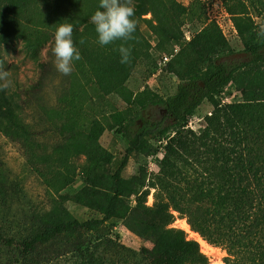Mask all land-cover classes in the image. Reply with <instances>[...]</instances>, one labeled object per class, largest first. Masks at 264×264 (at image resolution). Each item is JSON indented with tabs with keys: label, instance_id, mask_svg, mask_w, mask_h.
<instances>
[{
	"label": "trees",
	"instance_id": "1",
	"mask_svg": "<svg viewBox=\"0 0 264 264\" xmlns=\"http://www.w3.org/2000/svg\"><path fill=\"white\" fill-rule=\"evenodd\" d=\"M143 1L139 15L157 11L153 0ZM147 2L151 10L145 9ZM98 8L99 0H0V47L22 40L29 51L37 53L53 43L56 23H71L77 48L87 47L92 40L96 42L90 16ZM42 11L58 15L53 19L56 21L48 20L46 26L35 27L33 20ZM39 65V78L28 87L12 88L0 82V137L28 152L32 160L37 151H61L53 161L61 165L55 178L65 187L75 181L70 158L85 155L87 162L82 170L87 186L74 196V201L100 212L103 218L81 222L62 203L48 211L30 194L25 178L0 159V248L17 258L0 264H208L197 242L188 240L180 230L168 229L174 218L172 207L187 215L193 230L215 244H227L231 255L238 257L233 264H264V99L218 108L206 119L203 138L195 136L194 147L184 143L185 153L179 150L185 128L202 104H217L216 97L238 74L264 65V43L253 41L242 51L218 55L205 68L189 70L174 95L150 98L146 106H161L172 123L155 118L137 125L136 117L130 119L125 132L129 146L118 168L98 179L105 187L99 199L87 192L90 187L99 189L95 172L112 165L114 156L100 144L102 130L91 131L84 140L61 143L62 129L53 118L48 115L52 128L43 119L36 122L32 102L41 101L52 77L53 62L40 61ZM134 125L136 130L128 134ZM49 133L59 139L54 145L43 141ZM151 140H168L174 163H182L184 154L189 157L192 153L200 171H192L193 178L184 174V188L175 186V192L171 188L169 201L153 208L145 205L138 176L123 175L131 157L142 153ZM200 151L215 157V162L208 164L213 166L210 170L206 169L209 159ZM49 163V157L44 159V167ZM33 165L42 178L54 169L40 168L41 163ZM134 196L135 204H131ZM116 220L123 221L139 238L150 241L152 249L143 248L138 259L128 248L111 240L104 242L103 226ZM23 225L24 229L19 230Z\"/></svg>",
	"mask_w": 264,
	"mask_h": 264
},
{
	"label": "rangeland",
	"instance_id": "2",
	"mask_svg": "<svg viewBox=\"0 0 264 264\" xmlns=\"http://www.w3.org/2000/svg\"><path fill=\"white\" fill-rule=\"evenodd\" d=\"M131 3L135 8L137 25L132 38L106 46H100L94 40L87 47L81 45L78 49L81 58L74 62L73 71L69 75L55 69L53 43L37 53L29 51L22 40L0 47V82L12 88L17 85L28 87L36 82L41 69L39 62L52 60V77L48 80L41 101H33L31 110H34L32 113L37 117L38 124L43 119L52 128L54 124L48 115L53 118V122L58 123L62 129L61 143L84 140L91 131L102 130L100 144L113 154L114 163L95 172V184L99 189L90 187L87 193L96 199L100 198V191L105 188L101 186L103 180L98 179L112 174L118 168L129 146L125 132L130 119L136 117L137 125L142 124L143 120L155 118L172 123L171 119L166 118L167 114L161 106H146L150 98L156 96L166 99L174 95L189 70L205 68L218 55L242 51L253 41L264 43V0H153L157 11L143 16L139 13L145 1L131 0ZM150 6L147 2L145 9H150ZM57 16L42 11L40 17L33 20L36 22L34 26H46L45 22ZM121 43L131 50L127 63L120 62L118 48ZM249 99H264V65L238 74L216 97L218 107L217 104L205 101L190 118L186 131H183L187 136L184 135L179 150L185 153L184 143L194 147L197 142L195 136L203 138L206 119L214 115L218 108L244 104ZM136 128L135 125L131 126L128 134ZM251 136L255 138V135ZM43 141L54 145L59 139L55 133H49ZM168 143V140L149 141L142 153L131 157L123 173L125 178L138 176L139 187L146 199L145 205L149 208L168 202L172 189L174 192L176 190L175 186L184 188L181 181L186 180L184 174L193 178L192 171L200 172L192 153L189 157L184 154L182 163H174L173 151L170 152ZM45 153L50 152H35V159L32 160L28 152H23L19 146L11 145L0 137V159L25 178L30 194L48 211L62 203L69 214L81 222L102 219L100 212L74 201V196L87 186L86 175L82 170L87 162L86 156L70 158L69 166L76 172L75 181L65 187L61 180L55 178L59 169L57 167L61 165L53 161L62 152L53 149L51 156H44ZM200 153L209 159L206 169L213 168L208 164L210 161L214 163L215 157ZM47 157L50 163L44 167V159ZM33 162L41 163L40 168L54 169L47 173L46 178H42L34 171ZM218 173L215 171L216 175ZM135 199V196L132 197L130 203L135 204ZM171 213L174 218L168 229L180 230L188 240L197 242L208 264H233L238 260L233 253L234 256L231 255L227 244H215L193 230L186 214L173 207ZM185 223L189 225V230L183 227ZM24 227L21 226L19 230ZM101 239L128 248L138 259L143 248L153 247L150 241L139 238L127 229L123 221L118 220L103 226ZM202 241L213 249L202 246ZM15 259L12 252L0 248V263Z\"/></svg>",
	"mask_w": 264,
	"mask_h": 264
},
{
	"label": "clouds",
	"instance_id": "3",
	"mask_svg": "<svg viewBox=\"0 0 264 264\" xmlns=\"http://www.w3.org/2000/svg\"><path fill=\"white\" fill-rule=\"evenodd\" d=\"M90 22L94 25L96 43L100 46L131 39L137 27L131 0H99V8L90 16ZM118 51L120 62L127 63L131 55L130 48L121 43ZM52 53L55 69L69 75L73 71L74 61L81 58L73 39L71 23H56Z\"/></svg>",
	"mask_w": 264,
	"mask_h": 264
},
{
	"label": "bare ground",
	"instance_id": "4",
	"mask_svg": "<svg viewBox=\"0 0 264 264\" xmlns=\"http://www.w3.org/2000/svg\"><path fill=\"white\" fill-rule=\"evenodd\" d=\"M183 227H184L185 229L189 230V225H188L187 223H185ZM193 234H195V233H193ZM201 244H202V246L207 247L208 249H213V248H211L208 244H206V243L203 242V241H202Z\"/></svg>",
	"mask_w": 264,
	"mask_h": 264
},
{
	"label": "flooded vegetation",
	"instance_id": "5",
	"mask_svg": "<svg viewBox=\"0 0 264 264\" xmlns=\"http://www.w3.org/2000/svg\"><path fill=\"white\" fill-rule=\"evenodd\" d=\"M163 112L167 113L165 110H163Z\"/></svg>",
	"mask_w": 264,
	"mask_h": 264
}]
</instances>
